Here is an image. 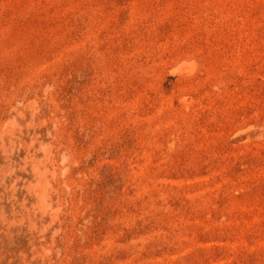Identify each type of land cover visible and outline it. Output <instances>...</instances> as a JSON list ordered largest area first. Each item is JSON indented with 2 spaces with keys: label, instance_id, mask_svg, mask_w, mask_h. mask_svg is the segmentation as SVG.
Masks as SVG:
<instances>
[{
  "label": "rangeland",
  "instance_id": "374dc122",
  "mask_svg": "<svg viewBox=\"0 0 264 264\" xmlns=\"http://www.w3.org/2000/svg\"><path fill=\"white\" fill-rule=\"evenodd\" d=\"M0 264H264V0H0Z\"/></svg>",
  "mask_w": 264,
  "mask_h": 264
}]
</instances>
